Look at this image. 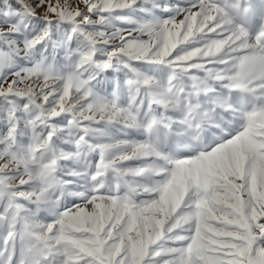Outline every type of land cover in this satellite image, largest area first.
Instances as JSON below:
<instances>
[{
	"label": "snow or ice",
	"instance_id": "obj_1",
	"mask_svg": "<svg viewBox=\"0 0 264 264\" xmlns=\"http://www.w3.org/2000/svg\"><path fill=\"white\" fill-rule=\"evenodd\" d=\"M0 264H264V0H0Z\"/></svg>",
	"mask_w": 264,
	"mask_h": 264
}]
</instances>
